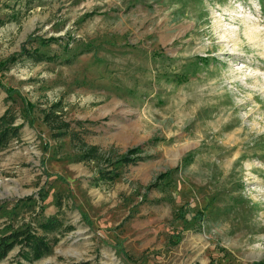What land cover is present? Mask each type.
<instances>
[{
  "label": "rangeland",
  "instance_id": "1",
  "mask_svg": "<svg viewBox=\"0 0 264 264\" xmlns=\"http://www.w3.org/2000/svg\"><path fill=\"white\" fill-rule=\"evenodd\" d=\"M4 114L0 264H264V0H0Z\"/></svg>",
  "mask_w": 264,
  "mask_h": 264
},
{
  "label": "trees",
  "instance_id": "2",
  "mask_svg": "<svg viewBox=\"0 0 264 264\" xmlns=\"http://www.w3.org/2000/svg\"><path fill=\"white\" fill-rule=\"evenodd\" d=\"M54 38H50L46 40L45 42L41 41V44L46 45L49 41H52ZM19 55H22L23 57H32L36 58L37 60L39 59H44V60H52V58L46 57L41 54H37L36 51L33 52H27L25 50H22V53H19ZM13 59V58H11ZM52 114V113H51ZM50 112H45L42 116V121L46 126L48 127L49 130L53 131L54 129H62L65 133L68 132V123H63L61 125L53 126L51 128L50 122H53L54 120L49 117ZM7 115L4 114V116L0 117V144H5L6 139L10 135L15 134V128H11L8 126H5V124H11L12 118L11 117H6ZM57 135H62V134H57ZM90 149L89 151H91ZM88 153V152H87ZM138 154V149L133 148L127 151L123 156H121L117 161L125 164H131L135 160H139L141 156L137 155ZM90 158H93V156H90ZM106 174V173H105ZM111 174V173H110ZM167 175V172H165L162 177H165ZM115 176L113 173L111 176L109 174L106 175H101L102 179H108L111 180ZM161 177V176H160ZM29 200V198H26ZM58 225L57 220L54 217H48L45 219L44 222H41L38 224V227L44 231V232H50L55 229V227ZM30 228L28 226L24 225L21 228H18L6 235L0 236V260H2L6 254L15 246L19 245L21 246V252L20 255L22 259L28 261V262H33L38 260L43 254L47 252L49 249V246L47 243L42 239L36 237L34 234L30 233ZM75 264H84V263H75Z\"/></svg>",
  "mask_w": 264,
  "mask_h": 264
}]
</instances>
